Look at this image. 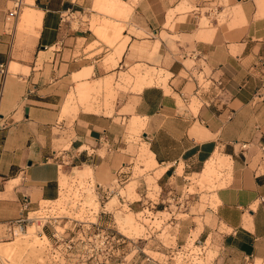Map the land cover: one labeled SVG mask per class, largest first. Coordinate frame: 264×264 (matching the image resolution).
<instances>
[{"label":"crops","instance_id":"crops-1","mask_svg":"<svg viewBox=\"0 0 264 264\" xmlns=\"http://www.w3.org/2000/svg\"><path fill=\"white\" fill-rule=\"evenodd\" d=\"M30 1L20 11L30 33L29 45L22 50L16 48L14 32L6 27L5 16L14 0H0V193L4 188L12 190L14 209L20 207L23 197L30 208L39 201L48 206L59 200L61 181L73 177L77 169L72 168L70 176L60 175L59 153L116 171L122 143L113 118L121 115L130 118L128 132L145 124V168L158 170L148 181L154 185L157 181L164 192L180 195L186 175L201 174L211 161L218 171L229 169L227 183L215 189L217 203L208 208L209 222L199 227L180 222L177 242L186 241L192 232L196 240H209L213 254L209 264L264 259V162L257 156L258 150L264 154V0H226L237 9L241 22L227 31L219 27L213 32L193 31L180 24L178 29L185 32L176 34L187 40L176 44L177 51L193 58L199 71L207 68L205 78L213 90L200 96L206 105L197 115L180 109L176 97L158 85L123 94L113 114L86 111L78 104L71 115L65 114L73 107L66 98L69 91L76 84L91 82L100 71L94 63L96 48L86 49L96 38L81 26L82 0ZM119 1L130 8L122 13L126 16L133 2ZM213 2L225 4V0H194L196 7ZM168 8H174L168 0L136 1V21L144 31L152 32L147 36L157 34L163 26ZM93 30L112 39L120 34L109 21L94 24ZM127 40L122 39L107 62L120 60ZM158 43L153 44L152 52ZM83 71L88 75L74 79ZM194 118L205 122L204 127L193 124ZM102 149L104 154L99 153ZM89 165L77 170L91 177ZM133 193L134 183L121 191L122 196ZM3 217L0 209V219ZM143 264L162 263L148 258Z\"/></svg>","mask_w":264,"mask_h":264},{"label":"rangeland","instance_id":"rangeland-1","mask_svg":"<svg viewBox=\"0 0 264 264\" xmlns=\"http://www.w3.org/2000/svg\"><path fill=\"white\" fill-rule=\"evenodd\" d=\"M24 1L31 3L30 0ZM136 1L125 16L97 10L92 6V0H82L84 9L78 13L81 26L96 38L86 49L96 48L94 63L100 71L91 82L76 84L69 91L66 98L73 107L64 111L65 114L71 115L77 109L76 104L86 111L113 114L123 94L136 93L140 86L148 85L160 86L164 93L176 97L180 109H187L193 115L206 105L199 94L203 96V91L208 92L209 82L204 74L208 70L199 71L193 58L189 59V55L177 51L176 44L184 43L187 38L176 33H184L185 28L213 32L219 27L227 31L241 24L236 17L237 9L226 0L223 5L213 2L197 7L194 0H168L174 8L167 9L166 21L157 34L147 36L146 33L152 32L144 31L136 21ZM26 6L22 5L21 12ZM103 21L115 23L120 29L119 36L112 39L105 34H95L94 24L99 25ZM189 22L195 24L190 25ZM181 23L182 31L178 29ZM6 27L14 32L16 48L26 50L30 33L22 14L16 21H6ZM124 37L128 40L120 60L107 62L106 58L115 55V49ZM156 41L159 42L157 50L152 52ZM171 50L176 53L172 54ZM174 59L180 62L172 64ZM87 75L83 71L74 79ZM143 76L144 79L140 80ZM197 84L202 88L195 94ZM171 87L178 91L179 96ZM129 119L121 115L113 118L120 129L122 143L116 171L79 162L74 157L65 158L60 175L70 176L72 168L84 169V165L92 168L93 175L90 177L84 172L82 178H63L62 192L55 204L47 206L39 201L22 215L21 207H13L12 190L6 192L4 188L5 191L0 193V199H3L0 209L4 214L0 219V247L6 248L3 245L15 241L19 246L11 253L1 252L0 264H143L148 258L162 264L211 262L213 254L209 240L200 249L194 245L195 232L183 242H177L176 232L180 222L196 224L197 227L209 222L208 208H214L217 203L215 189L227 183L229 169L218 171L216 168L215 175L203 183L199 173L186 175L180 195L169 193L167 189L164 192L157 181L155 185L148 181L158 170L155 166L145 168V124L136 132H128ZM192 122L205 125L198 118ZM66 146L67 142L60 147ZM104 152L102 149L99 153ZM257 156L264 162L261 150ZM131 183L135 185V193L122 196V189ZM86 188L91 190L90 197L86 196ZM91 198L97 204L96 209L90 207ZM21 216L25 218L22 221ZM242 264H264V259H249Z\"/></svg>","mask_w":264,"mask_h":264},{"label":"bare ground","instance_id":"bare-ground-1","mask_svg":"<svg viewBox=\"0 0 264 264\" xmlns=\"http://www.w3.org/2000/svg\"><path fill=\"white\" fill-rule=\"evenodd\" d=\"M132 2L134 3L135 0H132ZM93 7L95 9L97 8L98 10L100 9V10H103V11H106V12L108 11V12L116 13V14H122V13H125V11L130 10V8L127 5H125L123 2H121L119 0H94ZM127 15H128V13H127ZM108 26H110V25H108ZM84 172L85 171H81V170L75 169L74 170V173H73V176L74 177H78V178H82V177H84ZM215 172H216L215 163L213 161H211V162H209L206 165L204 171L200 174L201 179H203L201 183H203V181L206 180V179H208V178L210 180V177L212 175H215ZM62 185H64V184H62ZM85 192H87L86 193L87 194L86 196H89L90 197L91 190H89L88 188H86V191ZM91 197H92V195H91ZM96 206H97V204L91 198L90 207L92 209H96ZM79 215H80V213L77 214L76 216L78 217ZM39 225H40V223H39ZM8 243H12V242H8ZM3 246H6V248L0 247V253L1 252H4V253H9L10 252L11 253L12 250H14V249L16 250L18 248L19 243L17 241H15L12 244H6V245H3Z\"/></svg>","mask_w":264,"mask_h":264},{"label":"built area","instance_id":"built-area-1","mask_svg":"<svg viewBox=\"0 0 264 264\" xmlns=\"http://www.w3.org/2000/svg\"><path fill=\"white\" fill-rule=\"evenodd\" d=\"M24 0H14V4H13V6L11 7V9H9L8 10V12L6 13V16H5V20L6 21H10V20H12V21H14V20H16V19H18V17H19V15H20V11H21V8H22V5L24 4ZM3 69H0V71H2ZM209 82V85H208V91H213L211 88H210V81H208ZM217 86H218V88L220 89L221 88V85H218L217 84ZM200 88H202V87H200V85H198L197 84V89H196V91H195V94H197V93H199V89ZM210 89V90H209ZM203 92H205V91H203ZM202 94H199V96H201ZM212 96H214V93H212ZM211 102H208V104H210ZM212 104V103H211ZM69 158H71V157H69ZM68 159V158H67ZM57 162H58V164H63L64 163V160H65V157H64V155L62 154V153H59V155L57 156ZM20 207H21V210H20V215H22V213H23V211H26L27 210V208L29 207V202H28V200L25 198V197H23L22 198V201H21V204H20ZM25 218H23L22 216H21V218H20V221H22V220H24ZM26 219L28 220L29 219V217H26ZM195 244V246L196 247H199L200 249H202L203 247H204V245H205V243H204V241H199V240H196V242H194ZM179 248H181V246L179 247ZM202 252V251H201ZM198 254V253H197ZM188 264H202L201 262H198V261H196V262H193V263H188Z\"/></svg>","mask_w":264,"mask_h":264}]
</instances>
